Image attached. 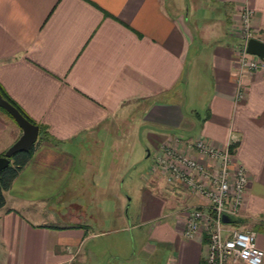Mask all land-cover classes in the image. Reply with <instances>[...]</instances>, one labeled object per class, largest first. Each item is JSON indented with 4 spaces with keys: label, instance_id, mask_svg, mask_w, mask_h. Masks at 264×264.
I'll return each mask as SVG.
<instances>
[{
    "label": "crops",
    "instance_id": "obj_1",
    "mask_svg": "<svg viewBox=\"0 0 264 264\" xmlns=\"http://www.w3.org/2000/svg\"><path fill=\"white\" fill-rule=\"evenodd\" d=\"M168 1L0 0V87L45 128L3 192L0 264H204L205 242L185 239L176 217L203 199L149 172L174 136L229 143L248 183L227 223L253 230L264 252V69L237 85L231 32L245 6L264 42V0H202L215 18L193 25ZM133 120L154 149L146 202L129 219L109 192L123 175L111 180L114 159L100 156L106 145L116 155L114 129ZM20 132L0 111V155Z\"/></svg>",
    "mask_w": 264,
    "mask_h": 264
},
{
    "label": "built area",
    "instance_id": "obj_2",
    "mask_svg": "<svg viewBox=\"0 0 264 264\" xmlns=\"http://www.w3.org/2000/svg\"><path fill=\"white\" fill-rule=\"evenodd\" d=\"M233 18L231 32L237 43L232 53L239 68L235 81L240 86L243 74L264 69V58L245 51L248 39H258L252 11L244 6ZM236 94L243 95L240 89ZM149 172L160 173L166 183L179 185L203 199V206L183 207L176 217L185 239L205 242L204 264L264 262V252L256 246L253 230L229 227L221 220L222 216H238L248 183L247 172L234 160L229 143L215 145L203 137L185 141L177 136L167 138L153 151Z\"/></svg>",
    "mask_w": 264,
    "mask_h": 264
},
{
    "label": "rangeland",
    "instance_id": "obj_3",
    "mask_svg": "<svg viewBox=\"0 0 264 264\" xmlns=\"http://www.w3.org/2000/svg\"><path fill=\"white\" fill-rule=\"evenodd\" d=\"M168 3L169 6L177 10L184 9V13L188 12V20L191 25H193V23H205L215 18L213 17L214 15L209 17V15L213 14L216 10L214 6L207 1L202 3V0H169ZM196 103V100H190L186 102V106L196 107ZM117 124L118 127L114 129V131L121 138L120 146L118 149L116 148V155L111 156V150H107L106 145L104 147L102 146L103 148L101 147L100 158L106 166L109 165V159L113 157L114 165L111 169V180L115 179V173L123 175L122 180H119L117 184L111 183L114 186L109 189V192L111 195L113 194V189L118 191L119 195L124 199L121 211L122 213L125 212L127 217L131 219L133 213H137L138 210H141L146 202V195L144 192L145 189L147 190L145 184L147 178L146 173L151 163L150 155L148 154L149 150L153 147H150L151 145L148 144L147 137L142 133V128L138 124V120H133L131 123H127L128 125L122 122H118ZM148 190L155 194L156 197H159L155 189L149 188ZM164 253L166 254L165 250L163 251V255Z\"/></svg>",
    "mask_w": 264,
    "mask_h": 264
},
{
    "label": "water",
    "instance_id": "obj_4",
    "mask_svg": "<svg viewBox=\"0 0 264 264\" xmlns=\"http://www.w3.org/2000/svg\"><path fill=\"white\" fill-rule=\"evenodd\" d=\"M245 45V51L248 54L255 55L260 58H264V42L255 39H248ZM0 108L4 110L9 116H11L17 128H20L21 132L19 136L5 149L0 155V171L8 166L9 159L20 151H28L34 143L37 141L38 128L35 124L29 123L19 111H17L10 103L2 99L0 95ZM222 222L227 223L229 221L227 216H222Z\"/></svg>",
    "mask_w": 264,
    "mask_h": 264
},
{
    "label": "trees",
    "instance_id": "obj_5",
    "mask_svg": "<svg viewBox=\"0 0 264 264\" xmlns=\"http://www.w3.org/2000/svg\"><path fill=\"white\" fill-rule=\"evenodd\" d=\"M0 95L2 99L6 100L8 103H10L19 113L24 116V118L31 124H35L38 128V138H42L45 136V128L42 127L41 125L37 124L33 120H31L23 111L22 109L17 106L16 103H14L8 96L7 94L2 90L0 87ZM0 111L5 115L8 116L11 120V116H9L7 113L4 112L0 108ZM13 121V120H12ZM34 145L28 150V151H20L18 153H15L10 159L8 166H6L4 169L0 171V208L3 206L4 203V191H6L11 182L13 181L12 179L18 174V172L21 170L23 165L30 159L31 157V152L33 151ZM232 221L235 222L234 219H231Z\"/></svg>",
    "mask_w": 264,
    "mask_h": 264
}]
</instances>
